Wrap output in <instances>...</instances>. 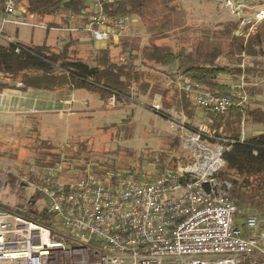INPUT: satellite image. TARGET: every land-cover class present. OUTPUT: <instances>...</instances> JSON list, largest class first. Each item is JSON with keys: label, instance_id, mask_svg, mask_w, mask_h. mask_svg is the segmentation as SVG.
<instances>
[{"label": "rangeland", "instance_id": "rangeland-1", "mask_svg": "<svg viewBox=\"0 0 264 264\" xmlns=\"http://www.w3.org/2000/svg\"><path fill=\"white\" fill-rule=\"evenodd\" d=\"M261 8L264 9V0H153L141 14L130 16L125 36L116 43L83 41L71 32L62 33L67 35L66 39L57 37L53 50L59 51L70 42L71 59L89 66L104 61L125 65L138 77L134 76L126 95L109 97L100 90H74L76 100L71 105L63 104L64 111L58 115L46 112L25 116L20 119L25 123L20 127L12 124L7 128L1 124L0 209L20 215L43 212L44 199L21 183L30 166L50 167L62 162L68 170L64 180L75 182L87 173L100 180L120 172L156 176L178 162L187 161L188 155L180 145L182 136L203 124L216 123L179 89L178 63L162 66L145 58V49L151 46L167 47L174 55L192 57L201 65H209L211 54H219L215 65L227 67L229 72L221 74L217 82L237 94L242 87L252 101L235 108L240 110L239 114L227 116L219 128L223 129V135L240 141L264 134V122L251 115L253 111L264 110V74L243 76L240 68L243 57H252L245 52L241 54V43L264 51V20L260 23L255 20ZM60 18L44 20L59 23ZM69 21L73 26L79 25L78 20ZM10 33L15 43L35 46L45 32L19 27L18 33L14 28ZM109 98L114 99L113 104ZM22 132H28L29 137L24 138ZM37 134L52 149L39 145L44 151L35 152L32 145L37 144ZM161 155L159 168L157 161ZM247 215L257 216L264 224V212L253 210L239 213L237 224L243 226Z\"/></svg>", "mask_w": 264, "mask_h": 264}, {"label": "built area", "instance_id": "built-area-1", "mask_svg": "<svg viewBox=\"0 0 264 264\" xmlns=\"http://www.w3.org/2000/svg\"><path fill=\"white\" fill-rule=\"evenodd\" d=\"M103 1L114 0H86L87 22L66 31L95 43L120 41L132 19L109 17ZM16 8L3 0L2 25H26L9 20ZM255 20H264V9ZM0 38L14 43L1 31ZM177 81L197 108L215 115L245 102L241 92L221 96L180 74ZM234 143L203 124L181 138L187 161L156 176L87 173L71 182L62 162L30 166L21 183L44 199L46 225L0 209V264H264V224L253 215L237 224L231 184L219 178Z\"/></svg>", "mask_w": 264, "mask_h": 264}, {"label": "trees", "instance_id": "trees-1", "mask_svg": "<svg viewBox=\"0 0 264 264\" xmlns=\"http://www.w3.org/2000/svg\"><path fill=\"white\" fill-rule=\"evenodd\" d=\"M150 1L153 0H114L102 3L104 13L113 18L141 14ZM15 3L16 6L22 4L25 7L27 16L37 17L40 20L61 16L59 23H48V29H69L73 26V23L69 21L70 18L78 20V27L87 22L86 0H15ZM2 10L3 0H0V11ZM236 40L239 39L236 37ZM69 46L70 42L59 51H55L46 45L25 46L15 42L0 44V91L6 89L7 81H10L20 83L23 90L30 88L53 91L68 86L74 90H100L111 97L126 95V91L135 80L134 76L138 77L125 65L104 61L98 66H89L81 60H73L68 55ZM244 52L248 56L264 57L262 49H255L252 46L247 48L241 43V54ZM144 53L145 58L155 64L168 66L178 63V74L198 82L211 93L231 97L236 92L231 87L217 82L221 74L229 72L227 67L215 65L219 57L217 53L211 54L209 65H201L192 57L184 58L181 55H174L167 47L151 46L145 49ZM237 72H240V69H237ZM239 111L232 108L229 114L223 115L207 112L215 120L214 126L217 128L213 125L210 127L218 131L220 123H223L227 116L239 114ZM187 114L190 116L189 112ZM251 115L261 118L260 120L264 122V110L253 111ZM231 138L235 140V143L224 153L225 167L219 178L231 184L230 199L237 208V218L239 213L246 214L248 210L264 212V134L244 141H240L237 137L231 136ZM40 146L43 149H52L44 141L40 143ZM162 161L161 155L158 163L156 162L159 168L162 167ZM22 216L46 225L42 212L31 211Z\"/></svg>", "mask_w": 264, "mask_h": 264}, {"label": "crops", "instance_id": "crops-1", "mask_svg": "<svg viewBox=\"0 0 264 264\" xmlns=\"http://www.w3.org/2000/svg\"><path fill=\"white\" fill-rule=\"evenodd\" d=\"M11 21H17L25 23L26 25H13V24H1L2 16H0V31L5 37L13 39L15 42V38L10 31L14 28L15 33H18L19 27H31L37 28L44 33L41 36V40L39 44L35 46L46 45L49 48H53L55 45V40L57 37L61 39H66L62 33H66V29H48L47 22L44 19H39L33 16H27L25 13V7L22 4L17 5L16 12L13 17L9 18ZM34 21L37 24H34ZM50 33L53 35L50 36ZM73 36L75 35L80 40H89L88 37L83 32H71ZM44 36V38H43ZM5 41L0 38V44H3ZM22 45L27 46V44L20 43ZM34 46V45H30ZM242 64L240 65L241 73L243 76L245 74H254L256 72L260 74H264V60H261L257 57H243L241 60ZM246 71V72H245ZM8 87L0 91V125H7V128H10L12 124L23 126L25 123L23 121L20 122L25 116H31L36 114H44L49 112L51 115H58L61 111H64L63 104L68 103L69 105L73 104L76 100L75 95H73L74 89L70 87H63L53 91H43V90H35V89H22V85L20 83H12L7 81ZM20 85V86H19ZM251 86V84H249ZM241 93L245 97V101H247L248 96L244 93L243 88L241 87ZM243 90V91H242ZM249 90H251L249 88ZM251 98V96L249 97ZM256 100V99H255ZM258 100V99H257ZM249 103L252 102L251 99L248 100ZM260 106H258L259 108ZM261 108V107H260ZM6 121H5V120ZM13 122V123H12ZM25 127V126H24ZM9 131V129H7ZM223 130V129H222ZM23 133V132H22ZM37 133V132H36ZM33 132V134H36ZM14 134H19L15 132ZM24 138L29 137V133H23ZM37 134V144L32 145L35 148V152L39 153V151H44L39 149V145L42 141L49 142L47 140H39ZM39 141V142H38ZM52 152V151H51ZM34 158H30L29 160H33ZM33 164V163H32ZM13 174V173H12Z\"/></svg>", "mask_w": 264, "mask_h": 264}]
</instances>
